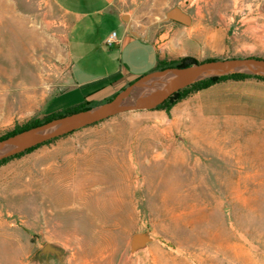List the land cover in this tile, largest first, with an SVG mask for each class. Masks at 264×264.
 <instances>
[{"label": "rangeland", "instance_id": "obj_1", "mask_svg": "<svg viewBox=\"0 0 264 264\" xmlns=\"http://www.w3.org/2000/svg\"><path fill=\"white\" fill-rule=\"evenodd\" d=\"M133 6L153 33L164 31L166 13L179 7L189 25H202V37L207 30L222 36L226 58L246 56L234 47L253 24L250 17L264 24V0H135ZM114 25L108 19L90 37L98 47L81 62L75 58L72 71L81 81L112 50L125 66L136 63L134 45L122 54L105 41ZM68 29L53 0H0V135L92 96L97 87L75 86L70 78ZM142 44L146 67H154L156 50ZM128 84L91 104L111 100ZM191 137L173 127L171 110H130L1 163L0 264H264V165H251L264 160L246 152L239 167L205 166L204 134L197 142ZM232 138L264 149L258 135ZM196 156L199 165L192 164ZM138 232L152 241L133 253ZM47 242L63 254L38 258Z\"/></svg>", "mask_w": 264, "mask_h": 264}, {"label": "crops", "instance_id": "obj_2", "mask_svg": "<svg viewBox=\"0 0 264 264\" xmlns=\"http://www.w3.org/2000/svg\"><path fill=\"white\" fill-rule=\"evenodd\" d=\"M53 1L67 16L69 22L66 48L70 62V78L75 86L90 83V86L97 87L88 100L109 96L118 87L146 74L148 68L154 70L160 59L187 56L195 57L199 61L201 58L222 59L226 58L222 55L229 50L221 43L220 34L214 35L207 30L206 35L202 37L203 28L200 24H182L165 18L168 22L164 31L150 32L149 26L143 24L136 15V8L133 6L135 0ZM108 19L115 25L106 34L105 41L107 42L111 34L116 32V42L110 46L118 47L123 54L127 48L130 49L134 45L130 50L135 55L136 63L125 66L123 61L119 62L115 50H112L103 67L86 74L89 77L81 81L82 75L72 71L75 58L77 62H81L90 47L94 49L98 47L90 37L101 29ZM249 19L253 24L244 27L242 32L238 33L234 53L262 57L264 24H259L254 20L256 19L254 16ZM197 41L202 42L200 49L197 48ZM142 43H151L156 50L157 62L152 65L154 67H146L147 60L144 59ZM112 76H115L112 80L102 82ZM171 114L173 127L183 135L192 136L190 141L197 142L199 139L196 136L204 134V138L200 140L206 144L203 152L205 166H214L220 161L221 166L239 167L242 164L239 160L245 157L246 152L251 154L248 158L264 160V149L245 148L242 144L244 139L232 138L234 134L258 135L264 144V80L246 78L217 82L177 103L171 109ZM201 160L200 156H196L192 164L199 165L197 161ZM251 165L264 164L259 162Z\"/></svg>", "mask_w": 264, "mask_h": 264}, {"label": "water", "instance_id": "obj_3", "mask_svg": "<svg viewBox=\"0 0 264 264\" xmlns=\"http://www.w3.org/2000/svg\"><path fill=\"white\" fill-rule=\"evenodd\" d=\"M166 19L182 24H188L190 21L189 15L179 7L168 10ZM233 73L264 76V58L256 56L229 57L194 63L187 67L174 66L152 70L128 84L114 98L101 105L53 118L43 124L1 139L0 160L110 116L130 110L155 108L176 91L195 82ZM167 74L170 75L168 79L165 78ZM143 85L148 86L151 93L139 98L136 95ZM161 88L163 90L159 91ZM151 241L150 233H135L131 237L130 250L133 253L142 251ZM62 254L63 250L60 247L47 242L38 251L37 257H59Z\"/></svg>", "mask_w": 264, "mask_h": 264}, {"label": "trees", "instance_id": "obj_4", "mask_svg": "<svg viewBox=\"0 0 264 264\" xmlns=\"http://www.w3.org/2000/svg\"><path fill=\"white\" fill-rule=\"evenodd\" d=\"M216 58H208L204 61H207V60H214ZM200 62H203V61H199L198 59H196L195 57H191V56H187V57H183V58H179V59H160L158 64L156 65V67L154 68L155 69H164V68H167V67H187V66H190L194 63H200ZM115 76H112L110 78H107L105 80H103L102 82H105V81H110L114 78ZM246 78H257V79H260V80H264V76H260V75H252V74H245V73H233V74H228V75H223V76H214V77H211V78H207V79H204V80H200L198 82H195L194 84H191L185 88H182L178 91H176L175 93H173L170 97H168L163 103H161L160 105L157 106L158 109H166L167 111L171 110L173 108V106H175L178 102L182 101L183 99L187 98L188 96H190L192 93L196 92V91H199V90H202V89H206L208 87H210L211 85L217 83V82H221V81H226V80H241V79H246ZM137 78L133 79L132 81L129 82L132 83L136 80ZM117 94V93H116ZM115 94V95H116ZM93 107V104H91L90 100H87L86 102L80 104V105H77V106H74V107H71V108H68V109H63V110H58V111H55L49 115H47L44 119H40V120H33L23 126H20V127H17L9 132H7L6 134H3V135H0V140L1 139H4V138H7L11 135H14L16 133H19L25 129H28L30 127H33V126H36V125H39V124H43L53 118H56V117H61V116H64V115H67V114H70V113H73V112H77V111H80V110H85V109H89V108H92ZM56 139V138H55ZM54 139H51V140H48L44 143H41L37 146H34V147H31L23 152H20L18 154H15L13 156H10V157H7V158H4L2 160H0V164L1 163H4L12 158H15V157H18V156H21L23 155L24 153H27V152H30L34 149H36L37 147H40L41 145H44L46 143H49V142H52Z\"/></svg>", "mask_w": 264, "mask_h": 264}, {"label": "bare ground", "instance_id": "obj_5", "mask_svg": "<svg viewBox=\"0 0 264 264\" xmlns=\"http://www.w3.org/2000/svg\"><path fill=\"white\" fill-rule=\"evenodd\" d=\"M169 76H170V75L167 74V75L165 76V78L168 79ZM163 88H164V87H163ZM163 88H161L159 91L163 90ZM150 93H151L150 88H149L148 86H146V85H143V86L140 87V89H139V91H138V93H137L136 96H138V97H140V98H143V97L149 95Z\"/></svg>", "mask_w": 264, "mask_h": 264}, {"label": "built area", "instance_id": "obj_6", "mask_svg": "<svg viewBox=\"0 0 264 264\" xmlns=\"http://www.w3.org/2000/svg\"><path fill=\"white\" fill-rule=\"evenodd\" d=\"M116 42V32L112 33L111 36L107 39L108 45H113Z\"/></svg>", "mask_w": 264, "mask_h": 264}]
</instances>
